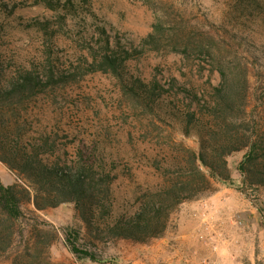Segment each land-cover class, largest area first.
<instances>
[{"label": "trees", "instance_id": "trees-1", "mask_svg": "<svg viewBox=\"0 0 264 264\" xmlns=\"http://www.w3.org/2000/svg\"><path fill=\"white\" fill-rule=\"evenodd\" d=\"M30 6L43 12L24 19L23 2L0 0V162L16 177L9 185L0 178V257L15 243L25 202L36 210L72 204L85 233L68 228V248L103 263L87 247L163 237L180 205L214 192V181L232 179L228 158L236 152L246 150L238 166L245 182L264 186V121L248 109L249 67L230 43L231 48L223 47L227 40H219V33L194 29L183 16L159 17L135 44L108 30L92 0H34ZM234 10L250 27L264 20V3L258 0H236ZM14 31L38 36L30 37L28 57L13 49ZM152 52L210 59L219 82L210 79L209 89L201 91L173 74L160 79L136 72L132 64ZM96 73L113 76L135 107L183 135L178 140L171 132L157 142L158 149L145 147L147 163L139 172L146 174L138 182L139 172L128 160L123 165L115 151L70 150L57 98ZM193 136L198 149L186 143ZM56 238L55 231L33 225L11 264H66L51 258Z\"/></svg>", "mask_w": 264, "mask_h": 264}, {"label": "rangeland", "instance_id": "rangeland-1", "mask_svg": "<svg viewBox=\"0 0 264 264\" xmlns=\"http://www.w3.org/2000/svg\"><path fill=\"white\" fill-rule=\"evenodd\" d=\"M23 2L19 13L24 19L41 15L43 9L30 6L34 0ZM264 3V0H258ZM97 18L108 30L135 44L152 31L159 17L179 18L192 28L219 33V40H227L223 47L231 48L242 56L249 67L250 106L257 118L264 121V20L248 24L239 11L234 10L236 0H92ZM233 12V13H232ZM91 22V20H90ZM112 27L113 29H111ZM12 47L22 57L32 54L30 37H38L14 31ZM136 72L156 75L165 79L169 74L182 82L193 81L202 91L209 89V80L219 82L217 72H212L210 59L188 61L152 52L133 64ZM202 93V92H201ZM207 93V92H206ZM56 107L62 119L63 130L72 141L70 150L76 147L87 151L105 148L115 151L123 165L137 175L145 167L143 154L146 146L158 149L157 142L170 137L184 139L178 127L171 128L157 118L144 114L135 107L120 90L116 79L109 74L96 73L86 76L79 83L68 87L57 98ZM186 143L198 149V138L193 136ZM246 150L228 158L232 179L214 181L215 191L200 195V205H180L172 214L168 230L161 238L139 243L132 240L97 242L87 247L103 263L93 262L73 254L66 244V230L73 228L83 235L85 228L76 216L72 204L56 208L36 210L29 202L23 204L24 216L17 223V237L13 247L0 257V264H11L14 257L27 243L29 230L37 224L56 232L57 238L50 247L54 262L69 264H264V186H249L238 169ZM146 172H139L136 182L144 179ZM0 178L9 185L15 175L0 162ZM133 187L134 182L123 181ZM186 203V202H185ZM203 210L208 228L198 231V243L179 241L184 227H189V212ZM203 212V213H204ZM190 237V236H188ZM85 247L82 242L78 243Z\"/></svg>", "mask_w": 264, "mask_h": 264}, {"label": "crops", "instance_id": "crops-1", "mask_svg": "<svg viewBox=\"0 0 264 264\" xmlns=\"http://www.w3.org/2000/svg\"><path fill=\"white\" fill-rule=\"evenodd\" d=\"M200 200H194L192 202H188L189 204L192 203L191 205L195 206H199L200 205ZM203 200H201L202 202ZM187 202L184 204H188ZM204 211L199 210V211H191L189 212L190 216H189V227H184L185 230H187L188 232H184L183 235L180 236L179 241H181L182 243H186V242H194V243H198V238H197V233L198 231H205V228H208L207 225L204 223L205 221H203L204 219H207L208 216L205 217V212ZM190 236V237H188Z\"/></svg>", "mask_w": 264, "mask_h": 264}]
</instances>
